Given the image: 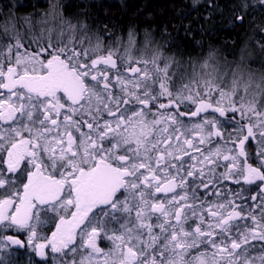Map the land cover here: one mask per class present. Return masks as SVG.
I'll use <instances>...</instances> for the list:
<instances>
[{
    "label": "snow or ice",
    "instance_id": "obj_1",
    "mask_svg": "<svg viewBox=\"0 0 264 264\" xmlns=\"http://www.w3.org/2000/svg\"><path fill=\"white\" fill-rule=\"evenodd\" d=\"M69 6L0 19V264H264V61L113 42ZM258 6L227 27L264 54Z\"/></svg>",
    "mask_w": 264,
    "mask_h": 264
}]
</instances>
